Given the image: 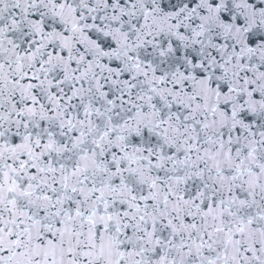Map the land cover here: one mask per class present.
<instances>
[{
    "label": "snow or ice",
    "instance_id": "snow-or-ice-1",
    "mask_svg": "<svg viewBox=\"0 0 264 264\" xmlns=\"http://www.w3.org/2000/svg\"><path fill=\"white\" fill-rule=\"evenodd\" d=\"M0 264H264V0H0Z\"/></svg>",
    "mask_w": 264,
    "mask_h": 264
}]
</instances>
